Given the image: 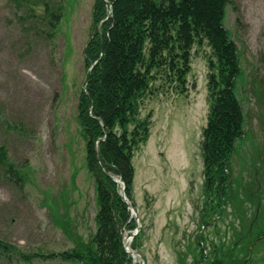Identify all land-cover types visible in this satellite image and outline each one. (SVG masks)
<instances>
[{
	"label": "rangeland",
	"instance_id": "rangeland-1",
	"mask_svg": "<svg viewBox=\"0 0 264 264\" xmlns=\"http://www.w3.org/2000/svg\"><path fill=\"white\" fill-rule=\"evenodd\" d=\"M45 2L61 14L52 30L40 19ZM94 2L0 0V264H80L50 255L80 249L96 231V183L78 120ZM222 22L242 70L235 95L246 136L230 167L239 200L226 203L215 193L203 218L210 47L195 42L183 86L167 68L151 70L136 122L127 127L150 123L146 142L133 151L134 205L129 201L140 228L128 244L134 240L145 264H195L202 251L212 259L214 248L235 243L234 264H264V0H231ZM255 176L259 188L246 189Z\"/></svg>",
	"mask_w": 264,
	"mask_h": 264
},
{
	"label": "trees",
	"instance_id": "trees-1",
	"mask_svg": "<svg viewBox=\"0 0 264 264\" xmlns=\"http://www.w3.org/2000/svg\"><path fill=\"white\" fill-rule=\"evenodd\" d=\"M230 3L231 0H95L92 34L83 50L88 71L79 94L78 120L87 139V167L96 183V231L80 249L50 256L80 264H133L134 258L124 248L123 231L136 224L121 195V185L114 179L123 181L125 196L134 205L131 159L134 149L146 142L150 123L138 121L131 131L127 127L136 122L139 102L149 90L151 70L167 68L171 80L183 86L195 42H206L210 47L209 110L202 131L203 218L215 193L223 202H238L236 192L231 191L230 167L232 157L238 154L237 144L245 139L246 132L242 105L235 95L237 79L242 77L239 51L222 22ZM60 18L61 14L48 9L45 2L42 22L52 30ZM260 82L264 91V78ZM4 158L5 152L0 149V161ZM253 169L256 172L258 166ZM257 177L244 187L254 183L259 188ZM241 186L238 183L237 187ZM134 240L130 248L137 250ZM234 246L230 250L214 248L212 259L202 251L203 257L196 262L234 264ZM4 247L0 240V249Z\"/></svg>",
	"mask_w": 264,
	"mask_h": 264
},
{
	"label": "water",
	"instance_id": "water-1",
	"mask_svg": "<svg viewBox=\"0 0 264 264\" xmlns=\"http://www.w3.org/2000/svg\"><path fill=\"white\" fill-rule=\"evenodd\" d=\"M117 183H119L121 185V195L124 199V201L126 202L128 209L130 211L131 217H133L136 221V227L135 230L133 232H131L130 234H126L123 236V241H124V248L126 250V252H128L133 258L135 256H139L142 260V264H145V259L143 258V256L137 251V250H131L129 248V244L128 242L131 241L133 239V237L135 235H137V233L139 232V217H138V213L137 210L135 209V207L127 200L125 193H124V183L120 178H115L114 179Z\"/></svg>",
	"mask_w": 264,
	"mask_h": 264
},
{
	"label": "flooded vegetation",
	"instance_id": "flooded-vegetation-1",
	"mask_svg": "<svg viewBox=\"0 0 264 264\" xmlns=\"http://www.w3.org/2000/svg\"><path fill=\"white\" fill-rule=\"evenodd\" d=\"M259 238H260V237H259ZM259 238H258V241H259L260 239H262V238H260V239H259ZM258 241H257V242H258ZM257 242H256V243H257ZM256 243L252 242L251 244H252V245H255ZM249 245H250V244H249ZM249 245H247V248H248ZM247 251L249 252L250 249H247Z\"/></svg>",
	"mask_w": 264,
	"mask_h": 264
}]
</instances>
